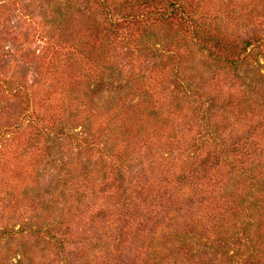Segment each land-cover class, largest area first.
Wrapping results in <instances>:
<instances>
[{"label": "trees", "instance_id": "16d2710c", "mask_svg": "<svg viewBox=\"0 0 264 264\" xmlns=\"http://www.w3.org/2000/svg\"><path fill=\"white\" fill-rule=\"evenodd\" d=\"M79 1L56 20L79 27L67 57L92 72L48 133L28 117L25 149L47 140L52 164L64 138L76 153L54 169L47 202L21 193L18 224L5 194L0 263L19 251L30 264H264V73L238 72L264 49V6L251 0L240 17L235 0L221 12L209 0ZM148 46L167 59L128 72ZM196 55L218 70L165 72ZM76 120L79 133L66 128Z\"/></svg>", "mask_w": 264, "mask_h": 264}, {"label": "rangeland", "instance_id": "374dc122", "mask_svg": "<svg viewBox=\"0 0 264 264\" xmlns=\"http://www.w3.org/2000/svg\"><path fill=\"white\" fill-rule=\"evenodd\" d=\"M209 1L212 11L216 12H221L229 4V0ZM259 2L261 6L256 9L263 10L264 0H255L257 5ZM250 3L251 0H235L230 7L235 16L241 17L243 11L240 8L250 10ZM82 7L79 0H0V204L5 194L14 189L13 199L18 203L11 224L19 222L14 220L22 209L21 193L25 191L30 196L37 193L47 202V191L51 190V180L56 176L54 169L63 166L76 153L64 138L60 141L61 153L55 155L52 164H48L50 159L43 153L47 140L40 145L41 151L25 153V149L36 134L30 119L36 120V126L47 129L50 119L62 107H66L68 90L74 85L85 90L83 80L92 71L77 58L67 57L68 42L75 37L79 27H74L73 20L67 22L66 19L62 25L56 20L58 10L66 13L65 8H68L70 15ZM222 21L225 25L229 24L224 16ZM77 43L79 45L80 41ZM146 48L148 52L133 56L128 72H153L152 64L156 62L154 65H157L168 57L157 52L159 46ZM184 65V69H177L173 65L174 71L166 68L165 72L218 70L203 55H196ZM238 72H246L253 81L261 79L260 74L264 73V49L254 50ZM19 90L24 94L23 98L17 97ZM70 127L73 132H80L78 120L72 126H66ZM67 150H72L70 155L66 153ZM29 216V213H25L23 220L26 221ZM28 256L25 258L16 251L7 263L0 264H30L33 254Z\"/></svg>", "mask_w": 264, "mask_h": 264}]
</instances>
